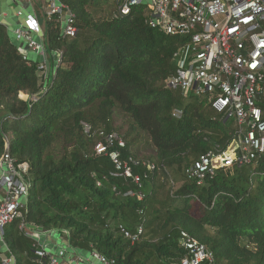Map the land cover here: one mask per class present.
Here are the masks:
<instances>
[{
  "label": "trees",
  "instance_id": "obj_1",
  "mask_svg": "<svg viewBox=\"0 0 264 264\" xmlns=\"http://www.w3.org/2000/svg\"><path fill=\"white\" fill-rule=\"evenodd\" d=\"M63 2L77 33L62 37L56 17L43 22L49 53H62L47 78L0 22V165L9 153L29 189L21 215L5 226L0 264L5 253L16 264H47L22 224L57 232L111 264H182V230L211 249L216 264H264V153L217 168L201 184L186 174L201 155L229 149L238 127L207 98L166 86L180 39L151 27L146 6L120 15L116 0ZM112 132L125 140L123 155L140 161L133 170L141 187L97 154ZM144 136L155 154L140 159ZM121 225H143L144 233L132 243Z\"/></svg>",
  "mask_w": 264,
  "mask_h": 264
},
{
  "label": "built area",
  "instance_id": "obj_2",
  "mask_svg": "<svg viewBox=\"0 0 264 264\" xmlns=\"http://www.w3.org/2000/svg\"><path fill=\"white\" fill-rule=\"evenodd\" d=\"M12 1L19 5L16 13L22 18L13 35L23 58L37 61L47 78L61 63L62 53H49L43 24L33 10L24 7L31 0ZM116 2L120 15H129L135 7L146 6L150 12L147 23L151 27L180 39L175 52L177 72L168 78L166 86L179 89L185 96L207 98L216 112L237 123L236 138L230 148L222 153L201 155L187 168V176L201 184L217 168L243 164L264 153V0ZM52 17L60 21L62 37L77 33L76 15L63 0H48L46 19ZM174 116L180 118L182 111L176 109ZM86 129L89 131L88 126ZM104 136L105 141L95 146L97 154L109 156L118 175L141 187V176L133 170L140 161L123 155L122 149L126 146L123 137L118 132ZM1 165L4 166L1 184L5 195L0 199V248L6 252L5 226L21 215L19 207L29 189L9 153ZM148 168H154V164H148ZM137 196L142 198V193ZM21 227L37 241L35 253L45 258L47 264H111L97 250L84 251L70 246L71 252L65 249L51 252L42 241L41 228L29 229L24 224ZM120 229L132 243L139 241L144 233L143 225H137L134 231L122 225ZM180 243L187 251L182 264H216L215 253L189 232L181 231ZM1 264H16L15 258L5 253Z\"/></svg>",
  "mask_w": 264,
  "mask_h": 264
},
{
  "label": "crops",
  "instance_id": "obj_3",
  "mask_svg": "<svg viewBox=\"0 0 264 264\" xmlns=\"http://www.w3.org/2000/svg\"><path fill=\"white\" fill-rule=\"evenodd\" d=\"M47 2H48V0H31L30 2L24 3V7L27 10H33L36 13V15L38 16V18L40 19L41 23L43 24V22L46 20ZM16 6H17V8H16V12H17V10L19 8V5L16 4ZM16 12L13 15V17L12 16L10 17L8 11L6 9H4V11H3L2 10V6H0V21L3 24L6 25V27L9 30V32L11 33V36H14L13 35V28L14 27L16 28L19 25L20 21L22 20L21 17L17 16ZM41 15L44 16V20L43 21L41 20ZM29 54H30L31 57L35 58V56L31 52H29ZM50 59H52V58L50 57ZM3 172H4V166L0 165V199H2L3 196L5 195L4 186L1 184V179H2V176H3ZM46 234H48L49 237L44 239V237L42 235V241L47 245V249L49 251L58 252L61 249H65V250H67L69 252L72 251V249H71V247L69 245L65 246L64 244H62V241H61V244H59V240H53L52 239L53 237L55 238V236L58 235L57 232H50V233H46ZM50 236H51V238H50ZM56 237H60V236H56ZM83 254H86V253L83 252Z\"/></svg>",
  "mask_w": 264,
  "mask_h": 264
},
{
  "label": "rangeland",
  "instance_id": "obj_4",
  "mask_svg": "<svg viewBox=\"0 0 264 264\" xmlns=\"http://www.w3.org/2000/svg\"><path fill=\"white\" fill-rule=\"evenodd\" d=\"M110 1L112 3H114L115 0H110ZM0 6H2V10L3 11H4V9H6L8 11L10 17L11 16L13 17V15L16 12V8H17L16 4L13 3L12 0H1L0 1ZM41 20L42 21L44 20V16L43 15H41ZM11 37L13 38L14 42L16 44H18V42L15 40L14 36H11ZM21 97L26 98L27 95H25V94L22 93L21 94ZM137 150H138V156H139L140 159H146L147 157L155 154V149H154L153 145L150 143V139L148 138V136H144V138L142 140H139L138 141V143H137ZM143 190L144 191H148L149 190V187H146ZM32 228L34 230L37 229L36 227H32ZM42 235H43L44 239H46L47 237H49L48 234H46V233H42ZM56 236H60V235H56ZM56 236H55V238L53 237L52 239L53 240H59V244H61V241H62V244H64L65 246L68 245V242L66 241V239H63L61 236L60 237H56ZM50 238H51V236H50Z\"/></svg>",
  "mask_w": 264,
  "mask_h": 264
}]
</instances>
